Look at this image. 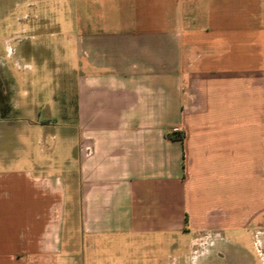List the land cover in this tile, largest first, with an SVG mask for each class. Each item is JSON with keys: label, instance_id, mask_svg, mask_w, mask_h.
Masks as SVG:
<instances>
[{"label": "crops", "instance_id": "crops-1", "mask_svg": "<svg viewBox=\"0 0 264 264\" xmlns=\"http://www.w3.org/2000/svg\"><path fill=\"white\" fill-rule=\"evenodd\" d=\"M0 1L9 54L58 48L68 119L23 124L21 165L0 143V264H264V0Z\"/></svg>", "mask_w": 264, "mask_h": 264}, {"label": "rangeland", "instance_id": "rangeland-1", "mask_svg": "<svg viewBox=\"0 0 264 264\" xmlns=\"http://www.w3.org/2000/svg\"><path fill=\"white\" fill-rule=\"evenodd\" d=\"M3 6V1H0V15L3 12ZM1 24L0 26L3 27V22ZM59 36L58 33H49V37L46 36V40L47 38L49 39L47 41L50 45L53 43L58 44L60 42ZM3 37L4 33L2 29L0 33V108L6 109V111L9 110V112L4 115L7 116L6 119L0 122V143L4 142L6 138L13 139L16 144L7 146L5 151L9 153V156L17 157L12 163L21 165L20 156L24 152V149L22 150L23 145L21 144L27 140L26 138L29 140V143L27 142L29 160H32L33 157H36L40 153V145L32 143L40 136L39 131H37L38 128H30L29 133H27L21 127L23 124L25 125L29 120L51 121L57 122V129L60 128L61 124H67V118L61 117L59 112L52 111L55 107L53 106L54 100H59L60 93L65 84L60 79L63 72L61 71L62 66L57 63L58 48L52 46L46 48L44 56L37 55L38 53L35 48L29 49L30 52L24 53L23 56L22 49L15 48L13 49V55H11L5 48ZM10 56L13 57L11 58ZM10 59H20V62L10 63ZM41 59H44L45 63ZM11 72L13 79H8L7 76L10 77ZM6 88L9 90L12 88L7 96L5 95ZM28 107H34L35 111L28 113L27 111L20 110ZM1 114L3 116V111L0 112V117ZM9 121L12 122V126L8 125ZM0 151H4L1 146ZM48 152L47 150L46 153ZM55 155L61 159L63 166L65 160L63 147H60ZM257 230H259V227H255L254 225L247 229L248 232H256ZM245 242L247 253L252 255L254 264L262 263L258 251L253 246L251 247L254 240L247 239ZM259 248L260 245H258ZM235 254L236 252L233 247L225 246L223 254L214 257L211 264H240L243 258L237 257ZM153 256L152 264H157L156 258Z\"/></svg>", "mask_w": 264, "mask_h": 264}]
</instances>
